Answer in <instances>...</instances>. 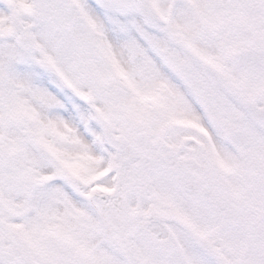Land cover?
I'll list each match as a JSON object with an SVG mask.
<instances>
[{"label": "snow or ice", "instance_id": "1", "mask_svg": "<svg viewBox=\"0 0 264 264\" xmlns=\"http://www.w3.org/2000/svg\"><path fill=\"white\" fill-rule=\"evenodd\" d=\"M177 114L216 141L198 156L217 205H257L233 264H264V0H0V264H158L172 214L206 236L220 217L136 167Z\"/></svg>", "mask_w": 264, "mask_h": 264}, {"label": "rangeland", "instance_id": "2", "mask_svg": "<svg viewBox=\"0 0 264 264\" xmlns=\"http://www.w3.org/2000/svg\"><path fill=\"white\" fill-rule=\"evenodd\" d=\"M191 125L200 128L201 132L192 130ZM215 143L212 134L205 127L177 114L160 133L155 142L151 143V150L139 159L136 167L146 175L165 179L169 186L180 193L188 205L198 206L202 215L213 218L216 214L211 206L199 202L197 192L191 195L184 193L182 186L183 180L193 175L212 188V182L202 176L203 161L198 156V150L202 145H207V148L211 151ZM232 151L239 158L241 166L248 169L247 191L250 193L256 192L259 187L258 171L250 166L248 160L242 154L237 155L233 148ZM218 181L229 192L233 190L235 185L241 183L236 177L223 170ZM230 200L234 206L235 220L238 221L233 229L224 222V227L221 222H217L219 224L216 232H214V228L217 223H214L207 235L201 236L195 231V222H182L174 214L157 219L169 231V238L166 240H161L157 236L160 241L158 264H191L192 254L185 242L186 236L192 237L197 245L216 261V264L222 263L217 258L218 254L228 264H233L236 257L234 248L230 243V236L238 231L241 218L253 215L257 211V205L251 199H246L242 195H234ZM211 232L215 234L209 235ZM210 246L214 248V251L210 250ZM244 253L245 250L241 249L240 256L242 257Z\"/></svg>", "mask_w": 264, "mask_h": 264}, {"label": "flooded vegetation", "instance_id": "3", "mask_svg": "<svg viewBox=\"0 0 264 264\" xmlns=\"http://www.w3.org/2000/svg\"><path fill=\"white\" fill-rule=\"evenodd\" d=\"M233 150L237 155L241 154L239 149L233 148ZM192 177L194 178V183L196 185V192L198 193L197 198H198L199 202H202V204H206V205L209 204L211 206V208L213 209V212H215V214H216L215 217H220L219 222H221L222 225L224 222L227 226H229L230 228L233 229L238 221L235 220V214L233 211L234 206H233L232 201L229 199L227 204L225 205V208L223 210H218L216 192L214 190H212V188H210V190H208L209 193L206 194L204 189H205V187H209V186L203 180L198 179L197 176L192 175ZM218 224L219 223H217L216 227L214 228L215 229L214 232L217 231ZM223 227H224V225H223ZM214 232H211L209 235L215 234ZM210 250L214 251V248L210 246ZM217 258H219L221 260V257L219 256V254L217 255Z\"/></svg>", "mask_w": 264, "mask_h": 264}, {"label": "water", "instance_id": "4", "mask_svg": "<svg viewBox=\"0 0 264 264\" xmlns=\"http://www.w3.org/2000/svg\"><path fill=\"white\" fill-rule=\"evenodd\" d=\"M194 189H195V186H194L192 178H188L184 183V192L192 193V191H194ZM208 193L209 192L206 191V194H208ZM224 207H225V205L224 206H217L218 210L224 209ZM152 230L155 232V231H158V228H156V229L152 228Z\"/></svg>", "mask_w": 264, "mask_h": 264}, {"label": "bare ground", "instance_id": "5", "mask_svg": "<svg viewBox=\"0 0 264 264\" xmlns=\"http://www.w3.org/2000/svg\"><path fill=\"white\" fill-rule=\"evenodd\" d=\"M191 128H192V130H195V131H198L199 130L201 132L200 128H198V127H196L194 125H191Z\"/></svg>", "mask_w": 264, "mask_h": 264}]
</instances>
